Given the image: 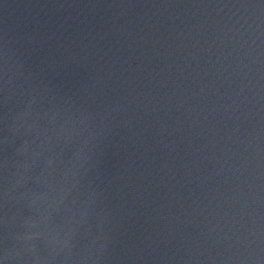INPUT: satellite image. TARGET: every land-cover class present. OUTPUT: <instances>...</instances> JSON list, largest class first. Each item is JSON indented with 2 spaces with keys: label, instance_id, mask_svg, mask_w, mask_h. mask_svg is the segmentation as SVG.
<instances>
[{
  "label": "water",
  "instance_id": "obj_1",
  "mask_svg": "<svg viewBox=\"0 0 264 264\" xmlns=\"http://www.w3.org/2000/svg\"><path fill=\"white\" fill-rule=\"evenodd\" d=\"M0 264H264V0H0Z\"/></svg>",
  "mask_w": 264,
  "mask_h": 264
}]
</instances>
